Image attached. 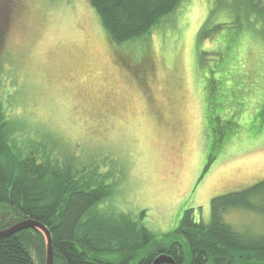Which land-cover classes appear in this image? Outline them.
Masks as SVG:
<instances>
[{"label": "rangeland", "instance_id": "1", "mask_svg": "<svg viewBox=\"0 0 264 264\" xmlns=\"http://www.w3.org/2000/svg\"><path fill=\"white\" fill-rule=\"evenodd\" d=\"M235 1L182 0L149 34L118 45L86 0H0V101L17 144L34 138L46 154L98 165L112 184L101 204L158 238L187 210L208 223L213 198L264 180V122L254 119L264 22L255 29ZM4 213L0 205L3 222ZM222 219L264 236L263 214L237 208Z\"/></svg>", "mask_w": 264, "mask_h": 264}, {"label": "trees", "instance_id": "2", "mask_svg": "<svg viewBox=\"0 0 264 264\" xmlns=\"http://www.w3.org/2000/svg\"><path fill=\"white\" fill-rule=\"evenodd\" d=\"M86 1L109 41L120 45L149 34L182 0ZM235 4L253 15L248 22L255 29L256 20L264 22V0ZM255 32L264 35L260 27ZM230 72L229 67L221 86ZM213 90L208 87L206 101ZM220 103L208 109L213 117L224 99ZM260 117L263 123L264 101L254 119ZM13 122L0 101V205L7 216L0 221V231L26 219L42 224L51 236L54 264H152L159 255L170 257L174 264H264V236L237 232L222 219V214L237 208L264 215V180L213 198L208 223L196 221L193 211L187 210L171 234L158 238L128 215L101 204L111 195L112 184L98 165H78L64 153L46 154L43 142L32 144L34 138L17 144L20 137L13 135ZM44 260L40 233L25 230L0 238V264H44Z\"/></svg>", "mask_w": 264, "mask_h": 264}, {"label": "water", "instance_id": "3", "mask_svg": "<svg viewBox=\"0 0 264 264\" xmlns=\"http://www.w3.org/2000/svg\"><path fill=\"white\" fill-rule=\"evenodd\" d=\"M25 230H33L42 235L45 243L44 264H54L50 233L45 226L34 220L26 219L6 228L5 230L0 231V238L10 237ZM152 264H174V261L166 255H159L154 259Z\"/></svg>", "mask_w": 264, "mask_h": 264}, {"label": "snow or ice", "instance_id": "4", "mask_svg": "<svg viewBox=\"0 0 264 264\" xmlns=\"http://www.w3.org/2000/svg\"><path fill=\"white\" fill-rule=\"evenodd\" d=\"M5 35V29L3 28L2 24H0V42L3 41Z\"/></svg>", "mask_w": 264, "mask_h": 264}, {"label": "flooded vegetation", "instance_id": "5", "mask_svg": "<svg viewBox=\"0 0 264 264\" xmlns=\"http://www.w3.org/2000/svg\"><path fill=\"white\" fill-rule=\"evenodd\" d=\"M0 219H1V220H3V219H4V216H3V217H2V216H0ZM17 223H18V222H17ZM15 224H16V223H15ZM12 225H14V224H12Z\"/></svg>", "mask_w": 264, "mask_h": 264}]
</instances>
